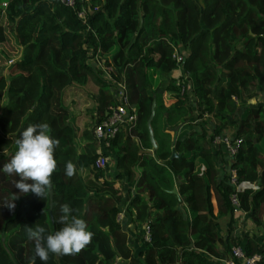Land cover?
Returning a JSON list of instances; mask_svg holds the SVG:
<instances>
[{
    "label": "trees",
    "instance_id": "trees-1",
    "mask_svg": "<svg viewBox=\"0 0 264 264\" xmlns=\"http://www.w3.org/2000/svg\"><path fill=\"white\" fill-rule=\"evenodd\" d=\"M80 7L83 19L75 14ZM174 51L183 55L179 66L192 82L197 118L214 119L209 134L192 124L172 140L189 109L188 94H178L171 76L178 66ZM10 59L7 76L0 73V169L29 125L48 123L60 145L50 198L49 193L45 200L19 194L20 177L0 170V264H30L33 257L35 264H44L27 227L43 226L46 235L54 234L64 226L59 220L65 203L85 220L93 238L79 254H50L47 264H215L235 245L245 255L258 254V264H264V237L258 242L233 233L229 195L234 187L229 172L216 175L206 139L228 128L227 117L238 109L232 96L248 86L264 92V0H82L73 8L58 0H0V65ZM220 77L226 83L217 82ZM90 81L97 87L96 119L80 129L69 122L61 97L71 86ZM117 82L134 107L135 121L99 151L92 129L118 102ZM152 102L155 147L146 127ZM263 113L264 106H258L238 118L229 137L240 142L227 155L237 183L257 184L255 190L237 192L240 213L254 226L264 223ZM172 150L178 156L169 158ZM216 150H222L219 144ZM108 153L114 157L112 169L108 161L95 167V159ZM198 159L204 161L200 173ZM68 161L77 168L72 177L65 174ZM107 168L113 170L111 179L105 177ZM115 180L132 183L126 207L133 212L132 228L140 238L141 224L149 228V239L141 240L135 255L116 220ZM14 194L15 209L3 207ZM222 217L227 218L223 237L215 225Z\"/></svg>",
    "mask_w": 264,
    "mask_h": 264
},
{
    "label": "clouds",
    "instance_id": "clouds-1",
    "mask_svg": "<svg viewBox=\"0 0 264 264\" xmlns=\"http://www.w3.org/2000/svg\"><path fill=\"white\" fill-rule=\"evenodd\" d=\"M50 131L48 123L29 125L15 141L18 150L0 169L7 175L20 177L15 181L19 194L27 195L31 192L45 200L54 188L52 177L57 171L54 153L60 145V140L52 138ZM76 172V165L71 161L66 162V176L72 177ZM17 198L14 194L12 200L6 202L3 207L14 210V201ZM72 211L67 203L61 206L62 215L59 222L64 226L54 234L46 235V228L43 226L27 227L28 238L35 244V255L44 264H47L50 254L57 257L76 255L91 243L93 233L87 230L85 220L72 215ZM30 264H35V257L30 260Z\"/></svg>",
    "mask_w": 264,
    "mask_h": 264
},
{
    "label": "crops",
    "instance_id": "crops-1",
    "mask_svg": "<svg viewBox=\"0 0 264 264\" xmlns=\"http://www.w3.org/2000/svg\"><path fill=\"white\" fill-rule=\"evenodd\" d=\"M248 33H250L248 31ZM241 43H238V46H240ZM180 65V64H179ZM177 66L175 70L171 72V76L179 78L180 80L185 81V87L186 90L185 92L188 94L189 99L187 101V105L189 107L188 109V115L186 119L182 122H180V129L178 128L177 130L173 131L172 134V139L174 136H176L177 132L186 130L188 128H192L191 125H198L200 126L207 134L211 133L213 125H214V119L210 114H203L200 118H197L196 112H195V107H194V99L193 97L189 94L190 90V85H192L191 80L189 79V75H185L181 71V67ZM219 81L220 84L226 83V79L224 77H220L217 79V82ZM247 90L244 88L243 91H240V94L238 97L232 96V99L235 102V105L238 107L237 111L235 112L234 116H228V123L229 126L227 129H225L222 133L223 135H228L227 132L233 133L236 127V123L238 122V118L245 117L247 115L248 109L258 107V106H264V92H260L255 90L253 87L248 86L246 87ZM96 117V115H95ZM262 117L264 118V113L262 114ZM96 118H94L95 121ZM93 121V122H94ZM221 133V134H222ZM232 136V135H229ZM208 141V146L211 149L212 153V161L214 163V167L216 170V175L219 177L221 172L224 170L228 173L229 168H228V159L229 157L227 156L226 152L222 149L221 151L217 152L216 150V145L212 142V140L207 136L206 138ZM98 145L96 146V148ZM99 151H102V148L98 147ZM264 151V150H263ZM203 164L204 161L198 159L197 160V171L200 173L203 170ZM126 189L122 190L121 189V184L119 182H114V187L119 189V197L114 198L115 203L117 207L119 208V213L120 217L118 220V223L120 224V227L125 231V243L126 245L131 249L132 254H136L138 250L142 249V243L139 234L132 228V219H133V212L130 210H127V204L129 197L133 194V186L131 182H124ZM124 191V192H123ZM123 196V197H122ZM188 217L192 216V213H190L187 210ZM238 216V215H237ZM236 216V217H237ZM235 217V221L233 224V233L235 235H238L239 238L245 239L248 236H251L255 241L261 242V240L264 237V223H262L260 226H254L252 223V226L249 228L246 233L242 232L241 226H239V221L242 220L244 217H248L247 213L245 214L244 212L241 213L238 218ZM239 217H242L239 219ZM227 219V218H226ZM249 219V217H248ZM250 220V219H249ZM219 219L216 220L215 225L218 226ZM251 222V221H250ZM225 223L222 222V225L224 226ZM236 225L239 227L236 228ZM242 225V224H241ZM140 226V225H139ZM142 226V224H141ZM216 226V228H217ZM218 229V228H217ZM219 231V229H218ZM221 233V237H223V231H219ZM141 259V257H139ZM119 261V258L116 257L115 262L117 263ZM123 261V260H121ZM120 261V262H121Z\"/></svg>",
    "mask_w": 264,
    "mask_h": 264
},
{
    "label": "built area",
    "instance_id": "built-area-1",
    "mask_svg": "<svg viewBox=\"0 0 264 264\" xmlns=\"http://www.w3.org/2000/svg\"><path fill=\"white\" fill-rule=\"evenodd\" d=\"M63 5L68 7H74L76 1L82 2V0H58ZM1 6H5V2L1 3ZM75 14L79 18H84V10L80 7L77 11L75 10ZM172 56L175 62L179 65L183 60V55L176 53L174 51ZM11 60L8 61V63ZM175 84L178 86V94L182 95L185 90V83L183 80L176 78ZM123 84L121 82L116 83V88L114 92V97L117 98L118 102L110 108V112L107 116L100 120L96 121L93 126L92 134L95 137L96 143L98 147L107 145V139L114 136L115 133L119 132L122 129H128V127L132 126L135 121V110L134 107L128 105L123 97ZM212 142L216 145L219 144L221 148L227 153L229 157H231L235 151L240 139L231 138L228 135H215L212 139ZM108 157L106 158L104 155L97 157L94 161V166L97 168H102L107 162ZM229 182L233 185L234 191L230 193L229 200L231 205L233 206L234 216H237L240 213L237 192L242 191L245 188H251L255 190L257 188V184L250 183L246 181H242L237 183L235 180V174L233 170H229ZM116 214V220H119L120 214ZM142 229V241H147L149 239V228L147 223H143L140 226ZM260 256L258 254L245 255L240 246L235 245L230 248V253L223 258H216L215 264H258Z\"/></svg>",
    "mask_w": 264,
    "mask_h": 264
},
{
    "label": "rangeland",
    "instance_id": "rangeland-1",
    "mask_svg": "<svg viewBox=\"0 0 264 264\" xmlns=\"http://www.w3.org/2000/svg\"><path fill=\"white\" fill-rule=\"evenodd\" d=\"M10 60L12 62V59ZM11 62L9 63L5 62L3 65H0V73H5V76H7V69L12 65ZM96 90H97V87L90 81L87 84L83 85V87L71 86L70 88L66 90L64 96L61 97L63 105L68 109L69 114H70L69 122L76 125L77 128L82 129L86 127L84 126L85 123H88L89 128L92 125L95 115H96V105H95ZM227 134L228 136L232 135V132L231 133L227 132ZM262 139L264 140V137ZM107 156H108L107 161L109 163L108 167L112 169V166H113L112 163H113L114 157L111 153H108ZM106 171H107L106 172L107 176L105 175V177H107V179H111L113 170H110V169L108 170L107 168ZM114 182H119L121 184L120 187L122 190L126 189L124 180H120V181L115 180ZM238 216L236 218H238ZM241 218L242 217H239V219ZM225 221H226V217H222L219 219L218 223L220 224H218V226L216 225L219 231H224V226L222 225V222L225 223ZM239 226H241L242 232L246 233V231L249 230L252 224L250 220L248 219V217H244L242 220L239 221ZM239 226L236 225V228H238Z\"/></svg>",
    "mask_w": 264,
    "mask_h": 264
},
{
    "label": "water",
    "instance_id": "water-1",
    "mask_svg": "<svg viewBox=\"0 0 264 264\" xmlns=\"http://www.w3.org/2000/svg\"><path fill=\"white\" fill-rule=\"evenodd\" d=\"M140 21H141V18H140V16H139V25H140ZM153 106H154V102H152V103H151V106H150L151 109H150L149 116H148V118L146 119V127H147V130H148V139H149L150 145H151L152 147H155V142H154V139H153V137H152L151 130H150V120H151L152 115H153ZM174 137H175V136H174ZM174 137H173V139H174ZM173 139H172V140H173ZM174 156H178V154H175L174 151L172 150L169 158H172V157H174ZM171 192L175 194V193H176V189L173 188V189L171 190ZM50 193H51V191L49 192V198H50Z\"/></svg>",
    "mask_w": 264,
    "mask_h": 264
}]
</instances>
